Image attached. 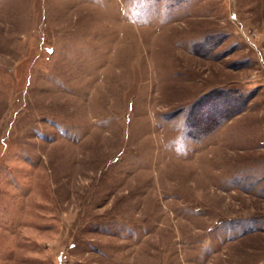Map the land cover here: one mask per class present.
I'll use <instances>...</instances> for the list:
<instances>
[{"label": "rangeland", "instance_id": "rangeland-1", "mask_svg": "<svg viewBox=\"0 0 264 264\" xmlns=\"http://www.w3.org/2000/svg\"><path fill=\"white\" fill-rule=\"evenodd\" d=\"M0 264H264V0H0Z\"/></svg>", "mask_w": 264, "mask_h": 264}]
</instances>
